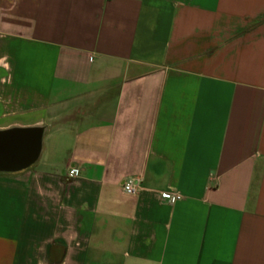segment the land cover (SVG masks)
<instances>
[{"label": "crops", "instance_id": "1", "mask_svg": "<svg viewBox=\"0 0 264 264\" xmlns=\"http://www.w3.org/2000/svg\"><path fill=\"white\" fill-rule=\"evenodd\" d=\"M33 127L0 264H264V0H0V132Z\"/></svg>", "mask_w": 264, "mask_h": 264}, {"label": "water", "instance_id": "2", "mask_svg": "<svg viewBox=\"0 0 264 264\" xmlns=\"http://www.w3.org/2000/svg\"><path fill=\"white\" fill-rule=\"evenodd\" d=\"M43 127L14 128L0 132V158L18 166L35 161L41 149Z\"/></svg>", "mask_w": 264, "mask_h": 264}, {"label": "built area", "instance_id": "3", "mask_svg": "<svg viewBox=\"0 0 264 264\" xmlns=\"http://www.w3.org/2000/svg\"><path fill=\"white\" fill-rule=\"evenodd\" d=\"M76 173L75 170L69 171L68 175L70 177L74 176ZM139 181L136 179H128L125 180L122 184V190L127 195H134L138 189ZM161 200L168 204H174L178 200H180V196L174 193H161Z\"/></svg>", "mask_w": 264, "mask_h": 264}]
</instances>
